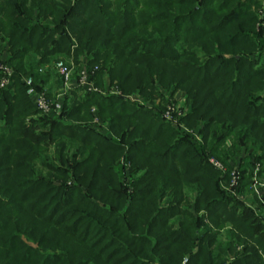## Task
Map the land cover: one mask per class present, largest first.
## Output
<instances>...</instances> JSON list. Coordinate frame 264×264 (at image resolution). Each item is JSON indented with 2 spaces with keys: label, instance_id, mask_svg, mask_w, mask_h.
I'll return each instance as SVG.
<instances>
[{
  "label": "trees",
  "instance_id": "16d2710c",
  "mask_svg": "<svg viewBox=\"0 0 264 264\" xmlns=\"http://www.w3.org/2000/svg\"><path fill=\"white\" fill-rule=\"evenodd\" d=\"M263 22L264 0H0V264H264L262 205L222 188L264 165ZM59 59L119 94L41 115L24 79L50 98ZM178 92L200 141L161 116Z\"/></svg>",
  "mask_w": 264,
  "mask_h": 264
},
{
  "label": "built area",
  "instance_id": "2783aa9c",
  "mask_svg": "<svg viewBox=\"0 0 264 264\" xmlns=\"http://www.w3.org/2000/svg\"><path fill=\"white\" fill-rule=\"evenodd\" d=\"M261 26L264 28V22L261 23ZM2 59L3 57L0 58V89L8 86L12 76V70L3 64ZM50 69L57 75L61 84L60 89L55 94H52L50 98L47 97L45 90L39 92L34 88L32 77L24 79L27 87L26 94L43 116H59L62 113L64 102L67 98L71 97V92L74 90H77L82 96L91 92L119 94L118 90L109 85L108 80L106 82L105 92L94 87L88 81V73L85 66L74 76L73 63L59 59L50 66ZM129 99L133 103H143L139 97L138 99H133V96H131ZM176 101H170L165 105L164 111L161 113L163 120L168 122L180 135L189 133L195 137L196 141H200L196 131L189 130L181 124L180 118L188 113L189 108L186 105L181 106ZM183 102L185 103L184 99ZM144 106L150 107L145 103ZM91 113L93 114V128L101 134L108 136L107 123H99L98 118L95 116L94 108L91 109ZM243 157L242 154L240 157L235 158V162L230 163L231 169L228 172V180L227 182H222V188L228 194L243 202L247 207L256 211H258L255 201L257 200L262 205L259 214L264 224V165L255 163L251 166L243 167V162L241 161ZM208 162L222 174L227 172V168L219 160L211 157L208 159ZM245 179H247V184Z\"/></svg>",
  "mask_w": 264,
  "mask_h": 264
},
{
  "label": "rangeland",
  "instance_id": "374dc122",
  "mask_svg": "<svg viewBox=\"0 0 264 264\" xmlns=\"http://www.w3.org/2000/svg\"><path fill=\"white\" fill-rule=\"evenodd\" d=\"M261 12V11H260ZM259 12V13H260ZM66 61H68V60H66ZM69 62H70V60H69ZM73 67H74V76H75V65L73 64ZM50 77V76H49ZM51 80H53V82L56 84V81L58 82L59 81V78L58 77H56V74H54V73H52V75H51ZM55 78H58L57 80L55 79ZM56 80V81H55ZM60 82V81H59ZM114 87V86H113ZM116 89V88H115ZM100 90V89H99ZM102 92H105V88H104V90H102ZM175 98V95H174V97H173V99L172 100H174V101H176V100H178V101H176V102H178V104H180L181 106H183V105H185V103L183 102V99H184V96L181 94V96H180V94H178V96H177V99L175 100L174 99ZM133 99H138V96H133ZM50 154H52L53 155V153H54V150H53V148H51L50 149ZM51 155V156H52ZM54 157V156H53ZM52 157V158H53Z\"/></svg>",
  "mask_w": 264,
  "mask_h": 264
},
{
  "label": "crops",
  "instance_id": "0c3cea01",
  "mask_svg": "<svg viewBox=\"0 0 264 264\" xmlns=\"http://www.w3.org/2000/svg\"><path fill=\"white\" fill-rule=\"evenodd\" d=\"M51 77V76H50ZM49 77V79H48V83H49V89H50V91H51V93L52 94H55L59 89H60V86H61V84H60V82L58 81H56L58 78H55L56 80V84L53 82V80H51V78ZM178 94H180V96H181V93H176L175 94V100L177 99V96H178ZM167 97H169V93H166L165 94V98H167Z\"/></svg>",
  "mask_w": 264,
  "mask_h": 264
}]
</instances>
